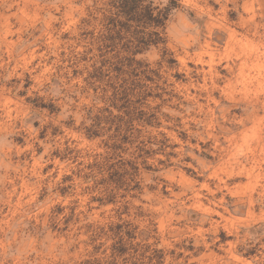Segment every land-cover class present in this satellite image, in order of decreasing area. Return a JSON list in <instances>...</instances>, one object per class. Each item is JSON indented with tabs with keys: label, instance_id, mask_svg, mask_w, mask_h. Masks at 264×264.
Masks as SVG:
<instances>
[{
	"label": "clouds",
	"instance_id": "1",
	"mask_svg": "<svg viewBox=\"0 0 264 264\" xmlns=\"http://www.w3.org/2000/svg\"><path fill=\"white\" fill-rule=\"evenodd\" d=\"M0 264H264V0H0Z\"/></svg>",
	"mask_w": 264,
	"mask_h": 264
}]
</instances>
